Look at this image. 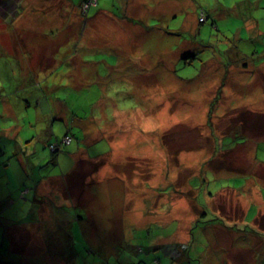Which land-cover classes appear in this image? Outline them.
Instances as JSON below:
<instances>
[{
  "label": "rangeland",
  "instance_id": "obj_1",
  "mask_svg": "<svg viewBox=\"0 0 264 264\" xmlns=\"http://www.w3.org/2000/svg\"><path fill=\"white\" fill-rule=\"evenodd\" d=\"M19 2V0H0V47L9 55L15 52L26 54L24 62L29 67L35 60L40 59L39 55L42 51H51L50 44L36 43L38 38L42 35L48 36L50 34L48 32L55 27L62 28L64 21L61 20L60 10L71 9V6L78 1L69 0L68 5L60 8L59 0H22L20 16L15 11ZM119 4L120 8L118 7L116 12L125 18L122 21L118 20L120 25L108 26L93 21L90 22V26L88 25L84 34L85 47L92 48L91 44H93L98 48L93 47L92 51L81 49L79 54L74 56L71 53L75 50L69 51L67 55L61 56L67 50L68 43L64 41L61 44L60 48L63 50L59 49L57 54L60 53L59 57L64 59L60 60L62 63L56 67L55 72L56 77L59 78L56 82L61 85L55 89L54 83L49 81L44 92V96L50 101H53L55 96L66 103L73 112L78 104L76 102L72 104V101H77L76 95L81 93L82 88H86L87 90L83 92L84 98L80 100L78 109L80 116L76 115L77 119L84 118L85 115L102 118L104 114L111 118L118 115L116 113H122V117L118 120L98 123L102 126L101 130H93L95 133L91 131L89 134L90 139L91 136L103 137L111 148L104 152L102 144H97L96 148L93 146L89 151L90 156L97 157L104 152L103 157L99 156L101 158L97 160L101 171L98 176L101 173L104 175L100 180L98 177L96 179L95 170L90 168L93 164L84 153H79L82 146L75 145L76 143L65 146L67 153L60 154L58 159L60 166H44L46 168L42 169L43 173L51 171L49 176L53 179L57 178L59 183L68 177L58 175L60 169L66 170L64 173L74 169L71 175L72 178L74 177V183L81 181L83 173H87L85 176L89 178L84 185L83 180L79 187L73 185L74 189L70 186V182L64 187L57 186L55 183L43 185L40 192L45 199L42 208L44 214L40 215V221L37 223L38 232L35 234L34 230L37 226L28 223L32 215L29 218V211L26 212L28 207L24 199L27 197L19 196L17 185L20 181V170L17 167L16 158L10 152L13 149L19 151L20 160L25 164L29 161V157L33 156L32 163L28 165L29 168L38 164L45 165L50 158L47 143H58L66 131V123H71V120L66 115H62L60 119L57 118L58 121L52 127L53 134L49 136L40 130V122L34 120L32 123L34 108L26 110L29 119H25L22 112L19 115L21 120L18 119L11 126L8 125L12 129L15 127V131L9 133L10 131L4 129V134L15 138L17 131H22L23 137L25 136L27 140L32 137V134L40 136L29 146L28 143L24 144V141L0 139V162L6 163L5 169H0V227H2L0 228V264H64L53 255L58 253L64 254L62 256L67 264L103 262L128 264L132 262L128 256H132L138 262L140 259L137 255L140 253L131 254L126 243L149 247L151 243L160 242L163 238H167L163 239L166 242L163 244L171 246L169 254L175 259L165 260L158 255L157 251L148 254L151 256L149 260L142 259L147 262L142 264H157L154 262L156 258L159 264H264V229H259L260 232L257 233L251 231L244 233L231 229L215 232L214 229L209 228L211 225H203L202 222L198 227L192 226L198 220L201 208L195 204L197 197L195 198V193L188 185L191 183L193 187L198 184L197 176L200 172H206L210 179L215 176L214 173L212 175L207 171V166L215 155L213 151L216 147L209 143L207 138L210 137V129L215 128L211 120L214 116L212 111L214 106L209 102L206 113L204 104L208 99L206 96L210 95L217 83L222 85V81L224 83L228 81L226 70H215V67L222 63V68L229 69L227 65L233 62L232 59H237L234 49H238L245 51L244 53L248 55L240 66L249 65L252 68L250 70H256L257 75L244 69L239 73L230 71V79L226 85L234 86L231 79L236 75L244 81L240 82L239 86L249 80L257 84V79H261L258 72L264 71L261 69L264 66V0H119ZM201 10L206 12L208 18L204 24L199 25L196 17L197 12ZM16 16L18 17L16 21L11 23ZM75 16L72 15V20L75 19V21L71 20L68 24L70 32L66 30L64 35L80 33V25ZM142 24L150 26L146 30L141 26ZM176 29L179 30L169 31ZM61 42V40L54 41L52 48ZM194 51L200 54L191 61L192 65L185 66L182 57ZM252 51L259 53L254 54L253 59L250 60ZM108 56L111 57L114 65H117L116 68L107 65L110 59ZM141 58H144L146 62ZM4 60L9 58L1 57V65L8 64ZM81 60L85 62V65H78L77 70L72 71V68H76ZM176 60H178V78L182 80L174 76L173 65ZM51 68L54 69L55 65ZM6 71V69L1 70L0 67V83L11 87L15 85V76L13 75L10 79V73H5ZM221 73H223V80ZM263 81L260 83L262 88ZM26 82H29L28 74L26 78H22V83ZM74 84L77 89L73 87ZM92 84L96 85L87 88ZM5 85H3L5 87L3 92L8 91ZM108 85H124L128 90L124 91V94L117 93L115 90L117 88L114 87L115 89L111 92V88H107ZM226 87L223 89L220 87V90H225ZM94 89H98L99 92L95 93ZM248 91L251 90L246 92ZM17 93L20 94H17L19 98L15 99L17 96L13 95L12 99L25 105L23 93ZM242 93L244 92L235 96L237 98L235 102L255 100L254 94L244 93L242 96ZM35 94H39V91H35ZM41 95L40 98L35 97L37 105L45 99ZM125 95L135 98V107L125 108L122 105L121 100H129ZM69 96L70 100H68ZM43 107L44 105L41 106L42 111ZM112 107L114 108L111 109ZM251 107L258 108L259 112L262 111L261 105ZM217 109L219 113L229 110V107L220 105ZM47 113L50 114L49 111ZM72 115L75 114L72 113ZM185 115H188L189 119L182 120L181 116ZM253 115L257 116L247 109L241 114L244 119ZM5 124H2L0 120V129H3ZM219 124L224 129L228 122H219ZM216 128L219 129L218 126ZM214 132L216 137L220 138L219 131ZM261 132H264V128L260 127ZM224 135L226 133H223ZM259 138L261 140L258 141L257 148L260 159L264 161V135ZM158 140H162L164 145L159 148L163 149L165 155V168L164 164L159 166L155 164V161H160L159 155L157 156V147L161 143ZM65 142V145H68L70 140ZM85 143L89 144V141L86 139ZM27 151L30 152L28 156H26ZM228 152L235 161L234 166L244 169V174L250 179L243 193L238 194L234 191L227 194L225 190L219 191L211 205L210 202L208 203L209 210L220 217L231 212L229 222L232 223L235 213L243 215L247 213L245 210L249 205H256L255 224L264 225V200L256 188V185L264 186V167L255 166L252 160L248 163L243 161V158L240 160L242 155H239L240 151L237 148L231 151L229 149ZM81 165L87 166L90 171L79 174L77 167ZM209 165L212 166V164ZM239 168L234 169L235 174ZM178 169H180L179 173H177ZM38 173L42 174L40 171ZM211 185H213L212 182ZM67 187H71L70 190H67ZM133 187L138 189L142 187L143 190L135 191ZM78 190L88 194L86 201L80 199L81 195L76 196L75 191ZM66 192L67 195L75 193L78 207H75L72 201H68L62 207L64 215H58V219L63 218V220L62 223L60 220L57 221L59 224L57 228L52 221L54 219L52 206H55V203H61V200L56 202L53 200V204L51 199L60 198V195L64 194L61 198L65 200ZM134 194L143 196L140 199L143 200V222L139 229L126 228L118 224H123L126 213L124 204ZM107 197L113 199L111 208H106L104 205ZM179 200H181V207L176 221L169 214L175 212V209L171 211L170 207ZM22 202H25V205ZM159 204L157 208L156 205ZM162 205L167 206L161 208ZM82 206H85L84 209L88 212L93 211L89 214L90 218H87ZM76 214L86 217L80 216L82 227L75 223ZM163 215L164 218H160L162 223L145 225L154 221L153 218L156 216ZM49 220L52 221L51 224ZM64 222H67L66 226ZM54 228L56 232H52ZM64 229L68 230L74 242L72 250L64 248L59 252L47 253L43 244L41 246V243L45 241V235L57 237V240H64L65 243L68 239L71 240L67 237V233L64 235ZM177 229L178 233L175 232ZM4 231L7 236L3 238ZM51 237L50 239L53 240ZM245 240L248 243H245ZM38 241H40V247L37 246ZM61 244H63L62 241ZM174 245L178 252L174 251Z\"/></svg>",
  "mask_w": 264,
  "mask_h": 264
},
{
  "label": "trees",
  "instance_id": "obj_2",
  "mask_svg": "<svg viewBox=\"0 0 264 264\" xmlns=\"http://www.w3.org/2000/svg\"><path fill=\"white\" fill-rule=\"evenodd\" d=\"M19 1L22 2V0H19ZM77 1L78 2L74 3V6H71V9L64 10V8H63L60 10V14H61L60 16H61V20L64 21V26H62V28L55 27V29H51L50 32H48V30H47L46 32H48L50 34L48 36L42 35L41 37L38 38L39 40L36 42L38 44H39V42H42L43 44H49V42L52 41L51 46H50L52 51L50 53L52 54L51 55L52 65H55L54 69H52L51 66L49 68H46V69H49L48 71L47 70L42 71L45 68L40 69V70L36 69L39 65L43 64V63H41L42 62V58H41L42 54L39 55V57H40L39 60H35L33 65H29V67H27L26 63L24 62V59L26 58V54H21V53L15 52L13 55H9L5 50H3L0 47V58L6 57V58H9V60H10V61L4 60L5 62H8V64H3V65L0 64L1 70L6 69L7 71L5 73H10V75H9L10 79L14 75L15 76L14 82L16 85L15 86L13 84V85H11V87H8L7 84L5 85V84L0 83V120H1L2 124L6 123L5 126L2 127L3 129H0V131L1 130L3 131L4 129H6L8 127V125L11 126V124H12V120H9L10 117L6 114L5 110L3 109V103L4 102H8L10 104L13 114L17 118L19 117L18 118L19 120H21L19 115L22 112H24L23 117H25V119H29L30 117L28 115V111H26V110H30L31 107L34 108L35 111L32 112V113H34V116L32 118V123L34 122V120L40 122V130L42 132H44L45 134L47 133L49 136L53 134L52 127H53L54 123L56 121H58V120H56L57 118L60 119L62 115H66L71 120V123H66V131L63 134V136L61 137V140L58 141V143H49V144L47 143L48 150H50V158L45 163V165L41 166L38 164L37 166L33 165V166H31V168H29L28 165L32 163V157L33 156L29 157V161L26 163V166H27L26 172L31 174L32 180L27 179L28 174L27 175L24 174V177L26 179H24L23 182H21L22 180L20 179L21 184H19L20 183L19 182L18 183L19 185H17L19 187L20 198H26V195L29 194L27 192L28 190L29 191L30 190L34 191L35 189L37 190L40 182L47 179V177L49 176L51 171L50 172L46 171L45 173H43L44 171H42V169H45L46 167H49L50 165H54L55 167L60 166V164L58 162L60 154L67 153L65 151V149H66L65 146H67V145H65V142H64V139L66 137H69L70 142L72 141L73 143H76V145H78V146H81V144H83V141L85 138V135H83V131L79 127L76 126V122L77 121L82 122L88 118L87 115H85L84 118L80 117V119H77V116H80L78 113V109L80 107V100L82 98H84L83 92L86 91L87 89L86 88L81 89L82 90L81 93L76 95L77 101L71 100L72 104L75 102L78 104L73 112L69 109L70 107L67 106L66 103H64L63 101H62L63 104H65L68 107V109L67 110L61 109V106L59 104H57V102H56V101H61V100L55 98V96L53 97L54 98L53 101H50L47 97L44 96V92H45V89L49 85V81L54 83L55 89L58 88L57 86L61 85L58 82H56V81H58L59 78H57L56 74H55L56 67L62 63L60 60L64 59V58L59 57L60 53L57 54V51L59 49L63 50V48H60L61 44L64 41L68 43L67 50H65L64 53L61 54V56H64L65 54L67 55V52L74 51V50L75 51L73 53H71V55H73V56L78 55L81 49H84V51H92L93 47H97V46L91 44L92 48L88 47V46L85 47V40H84L85 39L84 34L88 29V25L90 26L91 21L99 22V24L104 23V24H107L108 26H111L112 24L120 25V23H118L119 22L118 20H120V21L125 20V18L122 14L116 12V9L118 7L120 8L119 0H77ZM20 2L18 3V8L15 10L17 15H19V16L22 13V8H21ZM59 2L61 5L60 8L65 7V5L69 4V0H59ZM70 10H71V13H69ZM72 15H76L75 17L77 18V22L80 25L81 31H80V33H77L75 35H72V34L64 35L63 34L64 31L67 30V32H70V29H68V26H69L68 24L72 20ZM17 18L18 17L16 16L11 21V23H14V21H16ZM114 18L116 20V23L113 22ZM207 18H208V16H207L206 12L201 10L199 13L197 12L196 22L199 25H202L205 23ZM72 21L74 22L75 19ZM145 25H147V24H142L141 26L147 30V28H149L150 25H148V26H145ZM15 26L17 27V24H15ZM178 30L179 29L172 30V31L169 30V31L175 32ZM22 36H20V38H22ZM76 36H77V38H75ZM59 40H61L62 42L58 46L55 44V46L52 48V44H54V41H59ZM234 50H235L234 54L237 57V59L236 60L232 59L233 62L231 61V63L227 66L232 67V66L238 65L240 68H242L244 70H248L250 73L257 75L256 70H250L252 68H250L249 65L242 64V66H240V63L244 60V58L248 57V55L244 53L245 51H239L238 49H234ZM237 50H238V52H236ZM256 53H259V52L252 51V53L250 54V60L253 59V56ZM199 54L200 53L198 51H194L193 53H190V54L188 53V55L182 57V60L184 61L185 66L192 65L191 61L196 59ZM137 56H138V54H137ZM108 57L110 59H108L107 65L111 66V68H116L117 65H114V62L112 61L110 56H108ZM213 57H215V56H213ZM56 63H57V65H56ZM177 63H178V60H176V62H174L173 72H174L175 78L180 79V78H178L179 77L178 76L179 71H177ZM78 64H80L81 66H84L85 62H82V60H81V63H78ZM119 65H120V63H119ZM77 68H78L77 66H76V68H72V71L77 70ZM69 70H68V72H69ZM27 74H28L29 82L22 83V78H26ZM20 76L22 77L21 79H20ZM59 76H60V73H59ZM180 80H182V79H180ZM3 85H5L8 88V89L6 88L8 91L5 90V92H3V89L5 88V87H3ZM24 85H26V86H24ZM95 85L96 84H92L88 88H92ZM75 86H76V84L73 85V87H75ZM25 87H28V88H25ZM114 87L117 89H115ZM107 88H111L110 89L111 92L113 91V89H115L117 93L122 92L123 94H124V91L128 90L124 85H121V86H119V85L118 86L108 85ZM63 89H64V87H63ZM35 91H37V92L39 91V94L36 95ZM17 92L23 93L22 96H23V100L26 102L25 105H23L20 102H15L12 99L11 96H13V95L17 96V94H18ZM94 92L98 93L99 91H98V89H94ZM71 93L74 94V91L71 90ZM71 93L69 94L70 96L72 95ZM40 94H42L45 97V99L44 100L42 99V102H41L42 104L40 103L37 105L35 97L37 96V98H40ZM111 94L112 93H110V95ZM18 95H20V94H18ZM70 96L68 97V100H70ZM125 96L129 100H121V101H123V102H121L122 105H124L125 108L135 107L134 106V103H135L134 101H136L135 98L133 96H129V95H125ZM18 98H19L18 96L15 97V99H18ZM218 98H219V94H216L210 100V104H212V106H214V107H217L219 104ZM116 99H120V98L116 97ZM33 103H34V105H36V107H33L34 106ZM43 105H44V107H43V111H42L41 106H43ZM48 111L50 112L51 115L47 113ZM72 113H74L75 115H72ZM52 114L54 117L52 116ZM43 125H44V127H43ZM30 127H32L31 124H30ZM74 127H75V131H73ZM210 131H211L210 132V138L212 139L214 145L216 146L215 147L216 151H218L220 149L223 150V149L229 148L231 146V143H232L231 138L226 137V138H223L222 140H219V138H217L215 135V132H214L215 128L214 129L211 128ZM31 136L32 137H30V139L27 140V138L25 136L23 137L22 131H18L17 132V138H18L17 141H19V142H20V140L24 141V144L28 143V146H29L32 144V141L40 135L37 134L34 136V134H32ZM22 137H23V139H21ZM0 139H5V138L0 137ZM10 153H12V154L15 153V149H13V151ZM28 155L29 154H26V156H28ZM4 165H6V163H4ZM44 166H46V167H44ZM0 169H1V167H0ZM38 171H40L42 174L38 173ZM65 171H62L60 169V172L58 173V175L64 176ZM205 174L200 172V174L197 176L199 182H198V184L193 186L195 190L198 187L197 191L194 192L195 195H197V198L194 202L197 206H199L201 208V210H203V212L201 214L202 216L199 215L198 220H196L194 225H193L194 227H198L199 223L202 222L203 225H205V224L211 225L209 228L214 229L215 232H217L216 231L217 228H220V227L223 228V232L231 229V230H236V231H242L244 233L247 231H251L252 233H257L259 231V229H264V225H262L261 223H259V226L255 224L256 220H257L256 215H255L256 214V208H250L248 210V214L246 215V217L239 223H238V221H236L238 219L237 217H234L233 220L231 221L232 223H230L229 219L227 217L217 216V214H215L214 211L209 210L210 208L208 207V205H209L208 203L210 202V205H211V202L220 193L219 191H221L223 188L236 189V190L240 191L239 193H243L242 189L245 186V182H246L247 178L234 177V178H230L229 180H217L215 177H213V179H210L209 178L210 176L208 177L207 176L208 174H206V175ZM30 182H32L31 187H28L27 185ZM211 182L213 185H211ZM63 187H64V185H63ZM260 191L262 194V198L264 200V187H261ZM24 200H26V199H24ZM28 211H29V218H31V215H32V219H35V218L38 219L39 211H40V208L38 205H36V208L32 209V211L28 207V210L26 212H28ZM64 213L65 212H64L63 208H61L59 214L64 215ZM80 216L86 218L85 215L76 214L75 219L77 221H75V223H78V221H82V218ZM58 220H60L62 223L63 218L58 219ZM30 222H32V221L29 220L28 223H30ZM67 237L71 238V236H69V234ZM55 239L57 240V237H53V240H55ZM192 239H193V236L191 235V240ZM71 241H72V238H71V240L68 239L67 244L70 243ZM245 243H248V241L245 240ZM160 250L161 249H159V248H155V247L151 248V247L140 246V245H137V248H134V249L130 248L131 254L135 255L136 253L137 254L140 253L139 255H137L138 256L137 258L140 259V261L136 262L137 259L132 258L130 260H132L133 262H136V263L131 262L128 264H142L144 262L143 260H149V258H150L148 255L149 253L158 251V255H159ZM176 252H178V251L176 250ZM179 256H180V253H179ZM154 261H156L158 263L157 258L154 259ZM144 263H147V262H144ZM100 264H107V263L103 262Z\"/></svg>",
  "mask_w": 264,
  "mask_h": 264
},
{
  "label": "crops",
  "instance_id": "obj_3",
  "mask_svg": "<svg viewBox=\"0 0 264 264\" xmlns=\"http://www.w3.org/2000/svg\"><path fill=\"white\" fill-rule=\"evenodd\" d=\"M95 22V21H94ZM113 22L116 23V20L114 18ZM114 25V24H112ZM86 41V39H84ZM51 42H49L50 46H51ZM48 49V48H46ZM52 51V50H51ZM51 51L48 52V50H46L45 52L42 51L41 52V58H42V62L43 64L39 65L36 69H44L42 71H45V70H49V69H46V68H49L50 66H52V59H51ZM50 53V54H49ZM14 54V53H13ZM12 54V55H13ZM140 59V58H139ZM143 61L144 58H141ZM146 62V61H145ZM221 63V62H220ZM80 65V64H78ZM78 65H76L78 67ZM129 65V64H128ZM222 65V63H221ZM216 66L215 67V70L216 69H221V70H226V73H228V81H229V72H242V68H240L238 65L236 66H232V67H229V69H224L222 68V66ZM81 66V65H80ZM152 70L153 68L150 67ZM261 69H264V66L261 68ZM149 71V70H147ZM146 71V72H147ZM156 73V72H155ZM163 74V72H161ZM258 74L261 76V79H257V84L254 82V81H245L246 83H244L243 85L239 86V83L240 82H244L242 81L238 75H236L235 78H232L231 81H232V84H234V86H229V85H226V83H224L222 81V85L220 83H217V86L210 92V95L206 96L208 99L205 101V108H206V113L208 112V103L210 102V100L216 95V94H219V104H218V108L220 107V105L222 106H228L229 107V110H223L219 113H217L219 111V109H217V107H214V109L212 110L213 111V117H212V122H214V125H215V128L216 126L219 127V129H215V130H218L219 131V140H222L223 138H231L232 140V143H231V146L229 148H226V149H220L218 151L215 150L214 148V151L213 153L215 154L212 159L210 160V163L209 164H212V166H210L208 164L207 166V171L210 172L211 174L214 173L215 177L217 180H229L230 178H234V177H244V178H247L246 182H245V186L247 185L250 177H247L242 168H239V170L237 171V173L235 174L234 169H238L234 166V163L235 161L229 156V152L227 153V151L230 149L233 150L234 148H237L238 151H240L239 155L241 154L242 156L240 157V160L243 158V161L245 162H249V160H252L253 164H255V166H260V167H264V161H261L260 160V157H259V152H258V148H257V144H258V141L261 140L259 138V136L261 135H264V132H261L260 133V127L261 128H264V71L261 73V72H258ZM223 75V73H221V76ZM159 77V76H157ZM223 76H222V80H223ZM263 81V88L261 87L260 83ZM225 84V85H224ZM224 85V86H223ZM227 86V87H226ZM220 87L221 89L225 88V90H220ZM235 87H237V89H235ZM88 88V87H87ZM247 90H251V91H248L246 92ZM240 92H246L245 94H254L255 95V100L254 99H250L246 102L244 101H238V102H235V100L237 99L235 96L236 95H239ZM244 93H242L241 95L243 96ZM57 104H59L61 106V109H64V110H67L68 107L63 104L62 101H56ZM249 105V106H248ZM262 106V111L259 112L258 108H254V107H251V106ZM114 107H112L111 109H113ZM3 109L5 110L6 114L10 117L9 120H12V124L15 123L17 121V118L13 112H12V109H11V106L8 102H4L3 103ZM160 109H161V106H160ZM159 109V110H160ZM249 110V111H252L253 113L257 114V116H250V117H246L245 119L242 118L241 114H242V111L243 110ZM11 110V111H10ZM69 111V110H68ZM170 112V111H169ZM244 113H248L247 111H244ZM118 115H115L111 118L108 117V115L104 114L103 117L101 118L100 117H95L93 118V116L91 117H88L86 120L84 121H77L76 122V126L79 127L82 131H83V135H85V138H84V141H83V144H81L82 146V149H80V152L79 153H84V155H86L89 159V161L93 164L90 166L91 169L95 170L94 171V175H96V179L98 177V180L101 179V177L104 175L103 173H101L99 176L98 174L101 172L100 171V168L99 167V164L97 162V160H99L101 157L99 156H102L104 152L108 151V149H111L109 147V143H107L103 137H98V138H94L91 136V139L89 137V134L90 132L93 130L95 131H99L101 130L102 126L101 125H98V123H103V122H108L110 120H118L120 119L122 116L121 114L122 113H116ZM175 114V112L173 113V115ZM239 115V116H238ZM261 117L263 119H261ZM182 120H187L189 119L188 115H185V116H181ZM235 119L237 121H235ZM219 122H228V125L227 127H225L224 129L220 127V124ZM85 123H86V126H85ZM247 126V127H246ZM15 128V127H14ZM12 129L11 127H8L6 128V130L10 131L9 133L15 131V129ZM18 132V131H17ZM5 132H3L2 130L0 131V137H3V138H9L10 140H15V142L17 141V136L14 138V137H11L9 136L8 134H4ZM95 132H93L94 134ZM223 133H226V135L223 136ZM47 134V133H46ZM88 136V137H87ZM209 138L208 141L209 143L211 142L213 145V141L210 137H207ZM218 138V137H217ZM86 139L89 141V144L85 143ZM161 139V138H160ZM264 139V138H263ZM21 141V140H20ZM158 142H160L161 144H158V153H157V156L159 155L160 157V161H155V164L157 166H159L160 164H164L165 163V155H164V152L161 150V148L159 147H162V140H158ZM73 142L71 141L67 146L71 145ZM208 143V142H207ZM208 143V144H209ZM97 144H102V148L104 150L103 153H101L98 157L97 156H90L89 154V151L92 149L93 146L97 145ZM76 145V144H75ZM164 146V145H163ZM215 146V145H214ZM97 146L93 147V148H96ZM166 147V146H165ZM185 150V149H183ZM236 150V149H235ZM187 151H190V150H187ZM23 152V151H21ZM182 152H186V151H182ZM246 152V153H245ZM30 152L27 151V154H29ZM19 151H15V153H13L14 157L16 158L15 161L17 162V167L19 168L20 170V179L22 180L21 182H23L24 179H26L24 177V174H28L27 176V179H31L32 180V176L30 173L26 172L27 170V166L26 164L20 160V157H19ZM90 156V157H89ZM103 157V156H102ZM60 164V163H59ZM71 164V162H70ZM86 165V164H85ZM0 167L1 169H4L5 168V165L3 162H0ZM75 168V167H74ZM90 168H88L87 166H82L81 167H77L78 169V173L79 174H82L83 172H87L88 170L90 171ZM164 168H165V164H164ZM211 169V170H210ZM74 169H70L67 173H64V176H68L67 178L63 179L60 183L57 181L58 179H53V177H50L48 176L47 179L43 180L40 182L37 190L35 189L34 191L32 190H26L29 194L26 195L27 199H26V206H28L31 211L32 209H35L36 208V205L39 206L40 208V211H39V217H38V220L37 218L35 219H31L32 222L29 223V225H36L37 226V229L34 230V233L37 234L38 232V225L37 223H39L40 221V215H43V210L44 209H41L43 208V201L45 200L44 199V196L41 194L40 190L41 188H43V185L45 184H56L57 186H61L63 187V185L65 186H68L69 182H70V186L73 188V185L75 187H79L80 185H82V180H83V185L86 183V179L88 180L89 177L86 178V174L87 173H83L82 174V179L80 182H76L74 183V177L72 178V172H73ZM76 171V170H75ZM180 169L177 170V173H179ZM206 173V172H205ZM204 173V174H205ZM4 174V173H3ZM206 175V174H205ZM213 175V174H212ZM72 178V179H71ZM114 178V177H113ZM71 179V180H70ZM20 182V181H19ZM18 182V183H19ZM21 182L19 184H21ZM96 183H98L97 181H95ZM94 182V183H95ZM31 183L30 182L27 186L28 187H31ZM171 184V182H169ZM18 184V185H19ZM187 184V183H185ZM188 185L190 186V188L192 189V192H196L197 189L195 190L194 187H192V184L191 183H188ZM245 186L243 187L242 191L244 192L245 191ZM71 187H67V190H70ZM261 185L260 186H257L256 185V188L258 189V193L261 194ZM264 187V186H263ZM135 191H141L143 190L142 187H140L139 189L138 188H135L133 187ZM74 189V188H73ZM222 190H225V193H231V192H239L238 190L236 189H229V188H223ZM221 190V191H222ZM75 193L77 194L76 196H80V199L86 201V197H88V194H84L82 191H75ZM75 193H73L72 195H67V192L65 193L67 196L65 198V200H63L61 197L64 195V194H61L60 195V198L58 197H53L51 199L52 203L54 204L53 200L56 202L57 200H61V203H55V206H52L53 209H54V215L52 213V216L54 217V219H52V221L55 223L54 224V227L59 226V224L57 223L58 221V215H59V212L61 210V208L67 204L68 201H72L74 203V206L75 207H78V203L77 201L75 200L76 196L74 195ZM262 196V194H261ZM93 197V196H92ZM106 197V196H105ZM134 197V198H133ZM133 197L130 198V200L124 204V208H125V216H124V220H123V224L122 223H118L120 224L121 226H125L126 228H130V227H134V228H137L139 229L140 228V225L142 224L143 222V218H142V214L144 212L143 210V207H142V204H143V200L141 201L140 199L143 198V196H138V195H133ZM197 197V195L195 196V198ZM112 198L110 197H107L105 198V207L107 208H111L112 206ZM36 201V202H35ZM180 201L179 200L178 202L174 203L173 206H171L170 210H174L175 209V212H172L170 213L169 215L171 217H173V220H176L178 219L179 217V208L181 207V204H180ZM24 205H25V202H22ZM161 204V203H160ZM159 205H156L157 208H159ZM164 206H167V205H162L161 208H163ZM226 206H227V203H226ZM225 206V207H226ZM83 209V211L87 214V218H90L89 214L93 213L92 210H90L89 212L86 211L84 208L85 206H82L81 207ZM250 208H256V205H249L248 208H246V212L245 214H241L239 215V213H235L233 215V218L234 217H237L238 219L236 221L241 222L245 217L246 215L248 214V210ZM224 211V210H223ZM203 210H201V213L199 214L200 216H202ZM153 214V213H152ZM157 215H159L157 213ZM256 215V214H255ZM92 216V215H91ZM231 216V212H229L228 214L225 215V217H227L228 219L230 218ZM37 217V216H36ZM160 218H164V215L161 216V217H158L156 216L154 219V221H150L148 223H146L145 225L146 226H149L151 224H158V223H162L160 221ZM137 220H140V222H137ZM51 220H49V224H51L52 222ZM26 223V222H25ZM195 223V222H194ZM193 223V225H194ZM77 224H80L81 227H82V224H81V221H78ZM64 225L66 226L67 225V222H64ZM192 225V226H193ZM2 229V227H0ZM48 228V227H47ZM79 228V226H78ZM55 228L52 232H55ZM217 232H223V228L220 227V228H217L216 230ZM46 232V230L44 231V233ZM176 233H178V229L175 231ZM63 233L64 235L68 233V230L67 229H64L63 230ZM7 236V233L4 231L3 233V238ZM51 236L49 235H45V241L41 243V246L43 244V248L48 252H59L61 250H63L64 248L68 249V250H72V246L74 245V242L71 241L70 243H65L64 240H52L50 239ZM174 237V236H173ZM172 237V238H173ZM53 238V237H51ZM163 239H166V238H163ZM160 241V242H156V243H151L149 245V247L151 248H159L161 249L160 250V253H159V256H161L163 259L165 260H174V256L170 255L169 254V250H170V245H166V244H163V243H166L165 240ZM5 240V239H4ZM61 241L62 243L64 244H61ZM180 242V241H179ZM30 246V244H29ZM37 246L40 247V241H38L37 243ZM66 246V247H65ZM126 246H128L129 248H137V246H134L132 245L131 243H126ZM175 246L174 245V251L176 252V249H175ZM172 249V248H171ZM166 251V252H165ZM56 256V258L58 260H61L62 263L64 264H67L66 261H64V258L62 255V253H58V254H53ZM129 258L128 259H132L133 257L132 256H128ZM151 257V256H149ZM103 260V259H102ZM104 261V260H103ZM133 262V261H132ZM156 262V261H154ZM157 263V262H156ZM159 264V261L158 263Z\"/></svg>",
  "mask_w": 264,
  "mask_h": 264
},
{
  "label": "built area",
  "instance_id": "obj_4",
  "mask_svg": "<svg viewBox=\"0 0 264 264\" xmlns=\"http://www.w3.org/2000/svg\"><path fill=\"white\" fill-rule=\"evenodd\" d=\"M66 140H70V138H69V137H66V138L64 139V142H65ZM65 143H66V142H65Z\"/></svg>",
  "mask_w": 264,
  "mask_h": 264
}]
</instances>
